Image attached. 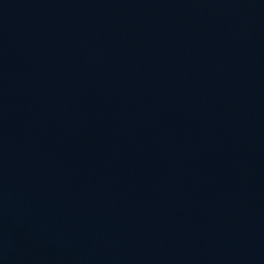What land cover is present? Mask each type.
<instances>
[{
  "label": "water",
  "instance_id": "95a60500",
  "mask_svg": "<svg viewBox=\"0 0 264 264\" xmlns=\"http://www.w3.org/2000/svg\"><path fill=\"white\" fill-rule=\"evenodd\" d=\"M0 264H264V0H0Z\"/></svg>",
  "mask_w": 264,
  "mask_h": 264
}]
</instances>
